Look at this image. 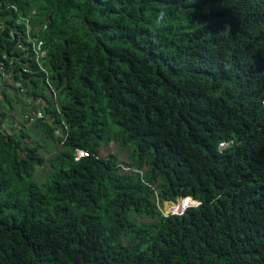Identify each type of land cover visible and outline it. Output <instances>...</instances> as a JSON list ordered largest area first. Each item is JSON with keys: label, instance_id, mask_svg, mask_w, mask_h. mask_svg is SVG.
Masks as SVG:
<instances>
[{"label": "trees", "instance_id": "1", "mask_svg": "<svg viewBox=\"0 0 264 264\" xmlns=\"http://www.w3.org/2000/svg\"><path fill=\"white\" fill-rule=\"evenodd\" d=\"M2 3L59 112L37 76L0 95V264H264V0Z\"/></svg>", "mask_w": 264, "mask_h": 264}, {"label": "built area", "instance_id": "2", "mask_svg": "<svg viewBox=\"0 0 264 264\" xmlns=\"http://www.w3.org/2000/svg\"><path fill=\"white\" fill-rule=\"evenodd\" d=\"M2 1L0 0L1 12L6 14L0 15V44H2L0 45V95L3 92L10 94L11 89H17L19 92L24 93L26 89L21 81L29 82L30 78L37 76L45 93L54 103L57 112H59V106L57 105L58 92L52 84L51 73L46 67L47 51L44 49V43L41 39V32L45 30V26L36 25V21H34L36 17L35 10L24 15L19 13V9L14 5L8 4L4 6ZM10 10L17 13L13 19L10 17ZM6 22L8 24H5ZM25 101L30 106L24 115L28 114L32 118L44 116L41 108H32L34 106H32L30 98L25 96ZM61 133L64 134L63 131ZM88 155V152L76 149L74 160L79 161L88 157ZM185 199L187 200V198L182 200L186 201ZM165 204H168V206L172 205L169 203ZM197 204V202H193L191 206ZM184 210L181 212H165L164 209L163 213L167 216L169 214H181Z\"/></svg>", "mask_w": 264, "mask_h": 264}, {"label": "rangeland", "instance_id": "3", "mask_svg": "<svg viewBox=\"0 0 264 264\" xmlns=\"http://www.w3.org/2000/svg\"><path fill=\"white\" fill-rule=\"evenodd\" d=\"M18 99H19L18 102L12 101L13 109L11 112L8 110L7 105H4V108H5V110H7L6 112L8 113L9 120L17 123L18 125H21L19 112H21V109L23 106L21 103V100L23 99V97L20 96ZM8 124L10 125V123H8ZM5 127H7V124ZM44 154L46 157L48 156V154H46V153H44ZM48 158H49V156H48ZM47 168H49V166L48 167L44 166L43 168L39 169V177L41 178V180H40L41 182H43L45 180V176L47 174ZM190 201H191V199H188L186 201L182 200L180 204H178V202H180V201H178L177 203L169 205V206H168V204H164L163 210L165 209V212L166 211L178 212L177 208H179V207H180V209L184 210L186 207L191 206L193 204V202H190ZM159 207H161V206L159 205ZM142 221L149 222V220H146V219H142Z\"/></svg>", "mask_w": 264, "mask_h": 264}, {"label": "bare ground", "instance_id": "4", "mask_svg": "<svg viewBox=\"0 0 264 264\" xmlns=\"http://www.w3.org/2000/svg\"><path fill=\"white\" fill-rule=\"evenodd\" d=\"M190 202H192V200L190 201ZM181 203V202H180ZM179 203V204H180ZM186 209V208H185ZM177 211H182V209H180V207L179 208H177Z\"/></svg>", "mask_w": 264, "mask_h": 264}, {"label": "water", "instance_id": "5", "mask_svg": "<svg viewBox=\"0 0 264 264\" xmlns=\"http://www.w3.org/2000/svg\"><path fill=\"white\" fill-rule=\"evenodd\" d=\"M189 198H187V200H188ZM186 200V199H185Z\"/></svg>", "mask_w": 264, "mask_h": 264}, {"label": "crops", "instance_id": "6", "mask_svg": "<svg viewBox=\"0 0 264 264\" xmlns=\"http://www.w3.org/2000/svg\"><path fill=\"white\" fill-rule=\"evenodd\" d=\"M57 149V148H56Z\"/></svg>", "mask_w": 264, "mask_h": 264}]
</instances>
